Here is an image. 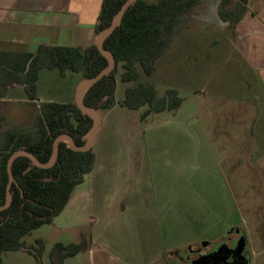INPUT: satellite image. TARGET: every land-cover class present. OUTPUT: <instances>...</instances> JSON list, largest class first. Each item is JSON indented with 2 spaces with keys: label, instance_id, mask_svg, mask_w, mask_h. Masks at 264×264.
Instances as JSON below:
<instances>
[{
  "label": "rangeland",
  "instance_id": "rangeland-1",
  "mask_svg": "<svg viewBox=\"0 0 264 264\" xmlns=\"http://www.w3.org/2000/svg\"><path fill=\"white\" fill-rule=\"evenodd\" d=\"M216 3L217 0H201L190 11L188 26L173 37L170 48L157 60L158 70L153 75L140 71L141 80L181 86L185 90L200 89L207 82L218 81L221 60L232 53V50L228 51L232 30L221 24ZM121 70L119 64L117 97L123 94L126 85L119 79ZM78 75L70 70L61 74L56 68L43 69L38 82V98L73 100ZM206 75L210 80L205 82ZM115 105L99 109L100 129L92 146L97 155L95 165L83 176L68 201H92L98 214L90 226L102 231L112 242L119 243L124 251L129 250L130 256L137 260H148L154 255L159 235L165 247V264L180 261L186 248L196 241L205 240L208 247L215 243L217 246L220 239L227 236L236 215L226 189L204 174L202 167L195 166L192 158L195 143H189L174 129L149 127L146 130L148 124L140 120L139 110H125L118 102ZM37 112V102L0 99L3 127H29ZM188 153L191 165L180 169L178 165L187 160L183 156ZM186 181L192 190H184ZM175 185L179 186V191L174 189ZM126 204L128 208L120 216L116 215ZM170 204H173L174 213L168 219L166 212ZM157 207V212L152 213ZM103 208L109 211L106 215H100L98 211H104ZM54 224H43L25 235L26 245L34 244L35 238L44 235L49 239L59 234L58 238L71 236L70 229L68 233L61 232L55 230ZM90 230L85 227L87 233ZM10 253L4 256L7 264H29L26 251ZM42 256L43 264H47V256ZM245 259L248 264L246 249L242 260Z\"/></svg>",
  "mask_w": 264,
  "mask_h": 264
},
{
  "label": "crops",
  "instance_id": "crops-1",
  "mask_svg": "<svg viewBox=\"0 0 264 264\" xmlns=\"http://www.w3.org/2000/svg\"><path fill=\"white\" fill-rule=\"evenodd\" d=\"M101 3L102 0H0V52H34L40 44L86 47L94 43ZM228 44V51L232 50V53L221 60L217 82L213 80L200 89L191 90L153 82L158 95L167 88L176 89L182 103L176 110L152 112L142 121L148 124L146 130L149 127L174 129L189 143H195L196 150L192 155L195 166L202 167L204 174L218 181L232 202L236 215L232 225L237 226L245 238L248 264H264V0H248V10L228 37ZM157 60L154 72L158 70ZM42 70L38 74L36 93ZM78 74L79 83L83 77ZM208 80L210 76L206 75L205 82ZM123 83L126 85L119 97L116 85L118 101L124 97L125 89L134 84L132 81ZM22 90V85L12 84L0 99L28 102L26 92ZM43 99L38 98L37 102L56 101ZM67 101H74V98ZM144 108L138 109L139 114ZM94 154L95 165L97 155ZM188 155L183 156L187 160L178 165L180 169L191 165ZM187 181L184 190H192ZM174 189L179 191V186L175 185ZM172 205L167 208V217L173 216ZM158 207L152 213L157 212ZM127 208L128 204L116 215L120 216ZM98 211L100 215L109 212L106 209ZM97 214L92 201H68L49 224L55 223V230L61 232L68 233L70 229L72 238H58L60 234L52 239L45 235L37 237L44 242L47 264H52L48 253L57 241L64 244L85 242V248L66 257L63 264H165V247L160 235L154 255L148 260H137L130 256L129 250L124 248L127 252L124 251L119 243L112 242L102 231L90 226ZM85 227L91 230L87 233ZM24 251H4L2 259L5 262L7 253ZM26 254L29 264H39L30 253Z\"/></svg>",
  "mask_w": 264,
  "mask_h": 264
},
{
  "label": "trees",
  "instance_id": "trees-1",
  "mask_svg": "<svg viewBox=\"0 0 264 264\" xmlns=\"http://www.w3.org/2000/svg\"><path fill=\"white\" fill-rule=\"evenodd\" d=\"M125 0H102L95 24L96 33L107 27ZM201 0H136L125 10L121 22L102 41L115 60L112 71L91 84L82 101L94 109L121 106L138 110L140 120L152 112L176 110L182 98L174 88L157 94L154 83L140 79V71L152 75L156 60L169 48L173 37L188 26V14ZM248 10V0H217L216 14L234 33L237 22ZM108 64V59L94 43L86 46L40 44L34 52H0V97L12 84H20L30 102L36 103L37 80L41 69L78 72L83 78L95 76ZM121 65L120 80L134 84L125 89L120 101L115 99L116 71ZM38 112L29 127H3L0 122V205L5 202L10 154L26 150L41 162L52 155L53 141L59 134H68L76 143L85 144L83 135L92 124L91 117L82 113L74 101H39ZM1 120V118H0ZM95 154L71 149L62 140L58 144L55 162L47 168L33 164L19 155L12 162L14 182L10 186V205L0 210V264L4 251L25 250L41 264L44 242L35 239L26 245L23 237L43 224H49L65 207L73 190L92 170ZM85 248V242H54L48 256L52 264H63L66 257Z\"/></svg>",
  "mask_w": 264,
  "mask_h": 264
},
{
  "label": "water",
  "instance_id": "water-1",
  "mask_svg": "<svg viewBox=\"0 0 264 264\" xmlns=\"http://www.w3.org/2000/svg\"><path fill=\"white\" fill-rule=\"evenodd\" d=\"M135 1L136 0H125L110 25L96 33L94 44L96 45L97 49L107 57L108 64L104 68H102L95 76L82 78L76 86L74 102L82 113L88 114L92 119L90 129L85 135H83V139H85V144L82 146L76 145L74 140L68 134H59L53 141L52 155L50 156V159L47 162H41L36 158L35 155L23 149L13 151L8 157L6 164L8 182L6 184L5 202L4 204L0 205V210L7 208L11 203L12 195L10 191V186L12 182H14L11 167L15 157L19 155H25L29 157L32 160L33 164H35L36 166L41 168H47L55 162V159L58 154L59 141L66 140L68 146L76 151H85L93 146L96 135L100 129V113L93 107L86 106L83 103L82 96L85 90L82 91V86L84 83H89L90 85L93 84L94 82L101 79L103 76L108 75L114 68V57L110 51L106 50L102 46V41L108 34H110L114 30L116 26L120 24L121 18L125 10L128 8L129 5L133 4ZM244 248L245 238L242 232L237 226L232 225L227 233L226 239L221 241L215 247L214 251L202 258L204 262L203 264H212L215 262H219L222 264H246L247 259H245V261L242 260L244 258ZM228 257L232 258L230 262L227 261Z\"/></svg>",
  "mask_w": 264,
  "mask_h": 264
},
{
  "label": "flooded vegetation",
  "instance_id": "flooded-vegetation-1",
  "mask_svg": "<svg viewBox=\"0 0 264 264\" xmlns=\"http://www.w3.org/2000/svg\"><path fill=\"white\" fill-rule=\"evenodd\" d=\"M226 239V236L221 238L220 240L223 241ZM215 243L214 245L209 246L208 241H196L194 244L191 245V247L186 248V250L183 253V256L180 261L176 260L173 262V264H203L202 258L204 256H207L210 254L212 251H214L216 247ZM246 248H244L243 252L245 251ZM232 260L231 257H228L227 261L230 262ZM212 264H222L219 262H215Z\"/></svg>",
  "mask_w": 264,
  "mask_h": 264
},
{
  "label": "bare ground",
  "instance_id": "bare-ground-1",
  "mask_svg": "<svg viewBox=\"0 0 264 264\" xmlns=\"http://www.w3.org/2000/svg\"><path fill=\"white\" fill-rule=\"evenodd\" d=\"M89 85H90L89 83H84L82 86V90L87 89V87H89Z\"/></svg>",
  "mask_w": 264,
  "mask_h": 264
}]
</instances>
